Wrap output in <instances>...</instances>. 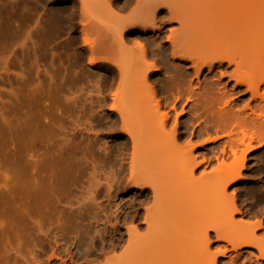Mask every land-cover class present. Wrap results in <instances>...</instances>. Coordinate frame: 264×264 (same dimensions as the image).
<instances>
[{
    "label": "rangeland",
    "instance_id": "rangeland-1",
    "mask_svg": "<svg viewBox=\"0 0 264 264\" xmlns=\"http://www.w3.org/2000/svg\"><path fill=\"white\" fill-rule=\"evenodd\" d=\"M9 1L11 4L0 0V264H150L156 256L149 251L152 249L149 238H198L200 234L195 231L208 219L194 214L186 218L198 204L185 206L184 203L180 208L178 197L184 195L181 198L186 203H203L205 195L178 194L182 190L171 176L173 172L162 174L156 170L178 155H192L198 161L201 157L214 158L226 146L229 131L235 125H245L242 122L247 115L244 117L242 112L251 102L243 86H234L232 78L219 75L226 64L212 72L204 68L197 77L190 62L171 56L167 36L171 33L177 36L176 45L182 48V54L198 56L207 49L208 34L202 32L229 20L214 21L213 9L209 10L204 0H171L184 13L185 23L179 26L170 20L161 25V33L152 36L150 32L141 34V28L137 27L150 12L140 3L144 8L136 7V0L126 7L119 0L116 11L114 7L108 9L105 3L103 8L102 0L87 2L102 19H109L112 28L113 23L118 29L134 24L124 34V47L121 45L119 50L130 72H127L128 87L126 78L117 92L121 97L118 103L121 100L124 104L119 103L120 106L127 107V94L132 102L128 105L132 106L131 110L128 107L124 110L123 122L111 109L115 91L112 83L117 81L115 71L111 74L87 66V55L80 50L77 3ZM22 6L28 7L27 10ZM106 10L114 13L106 14ZM165 12L156 17L164 21ZM110 20L123 25L120 23L119 27ZM212 20L213 24L218 22L213 25ZM57 30L65 37L56 38ZM66 33L76 40L75 50L60 46ZM151 37L154 42L143 43H146V61L155 60L156 71L142 67L137 50L139 41ZM144 77L148 82L142 81ZM152 87L160 105V117L156 110L148 109L151 103L147 106ZM252 104L248 105L252 107ZM149 113L155 120L151 114L152 119L148 117ZM163 114L167 123L162 132ZM126 123L132 127L128 125L124 129ZM127 130L135 134L132 139L126 135ZM163 133L167 136L172 133L170 137L176 139L172 141ZM136 135L141 137L138 136L140 141ZM166 140L174 143L172 156L156 163L152 158L160 151L153 150V144ZM258 141L249 149L236 150L228 159L230 163H238L240 175L227 185L226 195L234 196L240 212L235 214L234 221L249 229L264 218V201L254 205L252 198L264 189V139ZM201 171L200 168L195 175L199 176ZM138 179L155 180L161 202L178 210L174 219L182 218L185 223L176 231L167 230L170 223L167 218L158 222L157 232L148 229L143 216L150 210L153 196L150 189L141 190L133 183ZM127 228H135V232L129 236ZM255 236L264 244L263 231L255 230ZM208 238L210 255L226 252L224 256H214L215 264H228L235 257L232 251L224 250L225 244L212 232ZM200 256L202 264H211L205 256ZM237 262L264 264V259L256 248L245 247L238 251Z\"/></svg>",
    "mask_w": 264,
    "mask_h": 264
},
{
    "label": "bare ground",
    "instance_id": "bare-ground-1",
    "mask_svg": "<svg viewBox=\"0 0 264 264\" xmlns=\"http://www.w3.org/2000/svg\"><path fill=\"white\" fill-rule=\"evenodd\" d=\"M11 1L13 2L15 0H11ZM71 1L73 4L77 3V5L79 6L77 19L76 18L75 19L77 20L76 22H77V27H78V33L80 36V38L79 37L78 38L80 39L81 41L80 44L82 45V46L80 45L81 46L80 50L85 52L87 55V66L96 67L98 68V70L104 69V70L111 72V74H113L115 71L117 81L115 83L114 82L112 83L115 91L114 92L111 91L113 92L112 97L109 96L112 98L111 100L112 103L110 102L112 104V108L111 107L110 108L113 109V111L117 113V115L124 122L125 121L124 120V113H125L124 110L125 109L127 110L129 107H132V106H128L130 104L132 105V102H130V98H129L130 96L129 94H127L125 96H127L128 101H129V103L127 104L128 108L126 107V104H125L126 108L123 107L124 102H121V100L119 101V103L120 104L123 103V104L120 106V104L118 103V100L121 99V97L120 96L118 97L117 92L119 91L120 88H122L121 86L123 85L124 80L128 77L127 72H130V70L128 67L129 65L127 66L126 61H123L125 57L121 58L122 55L120 54L123 53L122 50L120 52L119 50H120V46L124 45L122 44L124 34L128 33L130 28L133 27L134 24L124 25L118 29L117 25L113 23L115 27L112 28L110 25H108L109 19H106V20L102 19L104 17L101 18L100 15H98L97 11L93 9V7L90 8L92 5L89 7L87 2H91V0L90 1L89 0H71ZM132 1L133 0H123V6L126 7L130 5ZM136 1H135L136 2L135 5L138 4V6L136 7H142V5H144L146 6L145 11L148 8L149 9L148 11L150 12L149 13L148 11H146L147 13H149V15L147 16L146 19H142L144 21L142 22L140 21L139 24H137L136 22L137 27L141 28V31H140L141 34L142 33L146 34L148 32L152 33V36L156 32L159 34L161 33V28H162L161 25L170 20L177 23L179 26H182L185 23L184 13L181 10H179L178 7L174 4V2H172L171 0H136ZM35 2H37V0ZM100 2L103 4H101ZM100 2H99L100 5L104 6L103 8H105V5H107L109 7L108 9L110 8L112 9L114 7L115 10L113 9V11H116V8H117L116 4L119 2V0H102ZM8 3L11 4L9 0L7 4ZM139 3L142 5H140ZM204 3L208 4L209 10H211V8L213 9L212 18L214 19V21L216 18L219 20L220 19L223 20L226 18L229 21L220 22L216 24L218 22L216 20L217 22L213 24V20H212V24L213 25L216 24L214 28L212 30H207L205 32H202L203 35L208 34L207 35L208 37L205 41L207 49L206 51H203V53L199 54L198 56L194 55L193 53H186V55L182 54L181 53L182 48L176 45L177 36L171 33L169 37L167 36V39L170 42L171 56L172 57L176 56V58L182 62H186V63L190 62L191 66L194 69V72H195L194 74L197 77L204 68H206L207 71L212 72L215 68L219 69L223 67L224 64H226V68L224 72L221 70V72L223 73H219V75H221L222 77L225 74L226 77L228 76L229 78H232L234 81V86H238V87L243 86L246 92L249 93L250 102L253 104H252V107L250 106L251 103H248L250 105L248 104L245 105L247 112L244 110H243L244 112H242L244 117L247 115L246 116L247 118H245V120L243 119L244 121L242 122L245 125L244 126L242 124L235 125L232 128V130L229 131V133L227 134L226 146L214 158L201 157V159L198 161L196 160V158L190 157L192 155L190 156L178 155V156L172 157L170 161H168L166 164L162 165L156 170L158 172H161L162 174L173 172L171 176L173 177L175 181H178L179 187L182 190L181 193L178 192V194L181 195L183 194V192L204 194L206 202H203V203L199 201L198 202L193 201V202L186 203V201L182 199L185 197L184 195L181 196L182 198L178 197L180 199V201L178 200V207L182 208V204L184 203H185V206H188V203L198 204V206L195 207V209L192 212H190L186 216V218H188L189 215L194 214L198 216L200 215L203 218H207L208 220L206 222H201L199 228L195 231L196 234H200L198 238H193L191 240L183 239V238H171V239L170 238H149L150 239L149 248H152L149 251L152 252L156 256L155 258L151 260L150 264H202V258L200 254L205 256V258H207L208 260H210L211 264H215L216 261H215L214 256L216 254H219L220 256H224L226 252L220 251L216 254H211V255L209 254L210 253L208 251L209 232H212L217 240L225 244L223 246L224 250L232 251V253L235 254V257H232L229 259L228 264H238L237 262L238 251L245 247L256 248V250H258L260 254V257L264 259V244H260V240H257L255 236V230L263 231L264 233V218L259 219L253 225L252 229L245 227L240 222H235L234 216L235 214H239L240 212L235 204L234 196L233 197L230 196L231 197L230 198L228 195H226L227 185L230 182H232L237 176L240 175L238 171V163L228 162L229 155H235V151L242 147L245 148V150L249 149L251 148V145L253 142L255 143V141L257 142L258 140L261 141L264 139V87L262 88V86L264 85V0H204ZM144 6L142 8H144ZM40 7L42 8V6ZM94 7L97 8V6H94ZM10 8L12 9V7ZM26 8L28 7L22 6V9H26ZM142 8H141V11H142ZM101 9L102 8H100V10ZM137 9L140 10V8H137ZM235 10H240V12L235 13ZM163 11H166L165 13L167 15V19H165L164 21L162 20L163 21L162 22L161 19L156 17V14L161 13ZM33 12H34V9H33ZM110 12L106 10L105 13L109 14ZM111 13H114V12H111ZM103 20H105L106 22H104ZM110 21L112 23V21H115V20H110ZM117 23H118V26L120 23L123 25L122 22H117ZM126 27L127 28L129 27V28L127 29ZM56 34H57L56 38L60 39L62 37H65V35L63 36V33L60 31H58ZM72 36L73 35H71V33H66V38H63L62 41L60 40L61 41L60 46H64V47L68 46L69 48L75 50L74 46H76L75 45L76 40L72 38ZM51 41L53 40L51 39ZM143 42L152 43L154 42V39L152 37L147 38V39L143 38L142 41L138 42L137 50H139V57L142 63V67L145 69L151 68L152 70L156 71L158 70L157 69L158 67L156 66V63L154 62L155 60L153 62L150 61V63H148L149 61H146V58L148 57V55L146 54V48H145L146 43H143ZM45 43L46 42H44V44ZM37 45L35 46L37 47ZM47 46L46 48H48ZM60 49L62 50L61 47ZM42 51L44 50L42 49ZM32 52H34V50ZM37 52L35 51L36 55H37ZM78 57L80 58V55ZM128 63L130 64V62ZM84 68L86 67L84 66ZM229 69H230V72L227 73V70ZM144 78L146 79V77ZM145 79L142 81L146 83L147 79L146 80ZM111 80H114V79H111ZM126 82L128 83V78H127V81L125 80V83ZM126 84H124V87H123L124 89L126 88L125 87ZM126 86L128 87V84ZM122 92H126V90ZM128 92L129 91L127 89V93ZM109 94L111 95L110 92ZM144 97H146V94ZM150 98L151 100L149 103H147V106L150 103H151V106H148V109H151L154 111L156 110L155 111L156 114L158 113L160 117L161 115L159 114L160 105H159V102L157 101L156 92H154L153 87L151 89ZM131 99H134V97ZM122 100L124 101V99ZM115 102L118 105L115 104ZM129 110L131 109L129 108ZM126 113L129 114V112H126ZM151 113L154 114L152 111ZM151 113H149L148 117L150 116ZM242 114L241 116L243 117ZM164 115L166 114H163L161 116V120H160L161 127L158 126L160 127V131L162 130L165 131L164 128L167 122H166V116ZM142 117L144 118L143 120H145L146 117L144 116ZM149 118L154 119L155 117L153 115L152 118L151 117ZM125 119H127L128 123H130L129 118H125ZM128 123H126L127 125L124 124L125 126V128L123 127L124 129H127L130 126L132 127V125ZM171 131L173 133L174 130L171 129ZM128 132L129 131L127 130L126 135L128 136L129 134V137L131 136V139H132V136L134 137L135 134L133 135L132 131H130L132 135L131 133H128ZM136 136H137L136 139L140 137L139 135H136ZM165 136L168 139H171L172 141L176 139L175 136L173 138H171L170 136H167L166 134ZM140 138L138 139L139 141H140ZM167 141L169 140H166L165 142L162 141L164 143L159 141L153 144L152 149L153 150L158 149L160 151L159 154H157L156 156H154V158H152L154 159L156 163L164 159L166 160V158L168 159L169 156H172V153L174 151V146H173L174 143L173 142L167 143ZM134 144L135 143H133L132 145ZM139 144L137 146V149L139 147ZM142 146H143V143L141 144L140 147ZM134 149L135 148H133V150ZM140 149L142 151L144 150L142 148ZM141 150H138V151H141ZM133 153H132V158H133V155L135 154ZM137 154H139V152ZM134 161H136V159ZM132 162H133V159H132ZM213 162H215L214 167H212ZM240 165H241V162L239 163V166ZM132 168L133 166L131 167L130 170H132ZM200 168L202 171L199 173V176L195 175L196 173H198L197 171H200ZM133 183L136 186H138V188L141 190H143L144 188L150 189L152 193V196H153L152 206L148 207L150 208V210L146 208L148 210L146 215L144 216L142 215L144 223L146 224V226L151 232L153 233L157 232L159 228L158 222L163 218H167L168 220L170 219V223L167 229L168 231H176L178 226L183 225L185 223L184 219L182 218L178 220L174 219V216L178 212V210L175 209L174 205H170L169 203L163 204L161 202L160 194L156 190L155 180L148 179L146 181L145 180L143 181L141 179H138V180H135V182ZM194 196H197V195L194 194ZM252 198H253L254 205H257L258 203L263 202L264 201V189L262 190L260 189V191L258 193L256 192V194H254ZM179 214H180V211H179ZM133 232H135V228H132V229L127 228V234L129 236ZM132 239L133 238H128V240H132ZM130 245L132 246L131 243ZM227 246H229V249H226ZM240 264H244V263H240ZM253 264H258V263L254 262Z\"/></svg>",
    "mask_w": 264,
    "mask_h": 264
}]
</instances>
